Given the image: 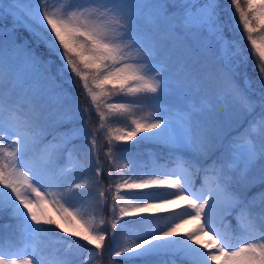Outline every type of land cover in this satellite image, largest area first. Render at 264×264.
I'll list each match as a JSON object with an SVG mask.
<instances>
[{"label":"snow or ice","instance_id":"1","mask_svg":"<svg viewBox=\"0 0 264 264\" xmlns=\"http://www.w3.org/2000/svg\"><path fill=\"white\" fill-rule=\"evenodd\" d=\"M4 216L0 264H264V0H0Z\"/></svg>","mask_w":264,"mask_h":264},{"label":"trees","instance_id":"2","mask_svg":"<svg viewBox=\"0 0 264 264\" xmlns=\"http://www.w3.org/2000/svg\"><path fill=\"white\" fill-rule=\"evenodd\" d=\"M221 4L222 5H227L228 4V0H221ZM20 33H21V35H23V36H25V34L27 35V33H25L23 30L22 31H20ZM20 35V34H19ZM28 39H29V37H28ZM245 44H246V41H245ZM247 45V44H246ZM250 73H251V70H250ZM252 75H254V73H251ZM134 143V142H133ZM151 148V146H144V151L145 152H147L149 149ZM259 190V188H255V189H253L252 191H253V193L254 192H256V191H258ZM230 220H231V222H232V224H233V226H235V220L234 219H232L231 217L229 218ZM12 223H14L9 217H7V216H4V217H2V218H0V225H4V224H12ZM8 231H10V230H8ZM92 264H94V262H92Z\"/></svg>","mask_w":264,"mask_h":264},{"label":"rangeland","instance_id":"3","mask_svg":"<svg viewBox=\"0 0 264 264\" xmlns=\"http://www.w3.org/2000/svg\"><path fill=\"white\" fill-rule=\"evenodd\" d=\"M22 31V30H21ZM25 33H27V32H25ZM19 37H20V40L22 41L23 39H28V33H27V35L25 34V36H23V35H21V33L19 32ZM30 39V38H29ZM246 45V44H245ZM247 46V45H246ZM182 203H184V204H186L187 203V201H183ZM168 208H175V207H177V205L176 204H172V205H169V206H167ZM165 209H161V211H164ZM193 227V225L192 224H187V225H184L181 229H180V231L181 232H187L190 228H192ZM203 239L205 240V241H208V240H210L211 239V237L210 236H204L203 237Z\"/></svg>","mask_w":264,"mask_h":264}]
</instances>
